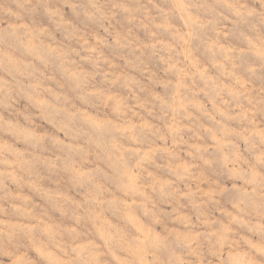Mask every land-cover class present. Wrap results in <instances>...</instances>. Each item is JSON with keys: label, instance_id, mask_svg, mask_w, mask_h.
Here are the masks:
<instances>
[{"label": "rangeland", "instance_id": "obj_1", "mask_svg": "<svg viewBox=\"0 0 264 264\" xmlns=\"http://www.w3.org/2000/svg\"><path fill=\"white\" fill-rule=\"evenodd\" d=\"M0 264H264V0H0Z\"/></svg>", "mask_w": 264, "mask_h": 264}]
</instances>
